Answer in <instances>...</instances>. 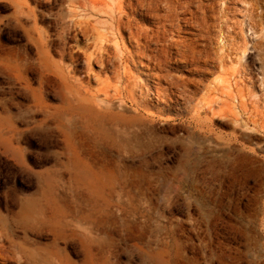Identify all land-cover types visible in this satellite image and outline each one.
<instances>
[{"label":"rangeland","instance_id":"obj_1","mask_svg":"<svg viewBox=\"0 0 264 264\" xmlns=\"http://www.w3.org/2000/svg\"><path fill=\"white\" fill-rule=\"evenodd\" d=\"M26 1L37 26L55 33L62 1ZM232 5L227 24L245 22V4ZM24 18L15 0H0V264H264V100L245 101L242 117L257 122H230L227 104L238 101L221 87L207 90L222 73L204 74L213 68L201 57L171 70L191 97L176 92L158 104L151 92L167 84L137 58L130 72L142 89L137 98L149 94L142 104L154 122H87L58 81H40L32 22ZM243 30L244 59L260 76L257 34ZM184 31L182 38L194 36ZM121 35L131 49L127 31ZM88 38L53 40L51 61L63 46L62 63L88 74L90 87L114 85L118 61L83 65L77 51L91 48ZM203 97L217 113L203 112ZM28 203L37 206L24 221Z\"/></svg>","mask_w":264,"mask_h":264},{"label":"bare ground","instance_id":"obj_2","mask_svg":"<svg viewBox=\"0 0 264 264\" xmlns=\"http://www.w3.org/2000/svg\"><path fill=\"white\" fill-rule=\"evenodd\" d=\"M61 1L64 8L56 15L57 28L53 34L37 26L36 14L26 0H15V4L18 14L21 13L26 21L32 22L31 39L41 58L38 62L40 81L46 83L52 77L58 81L62 95L69 104L70 101L77 103L72 108H82L87 122H103L105 119L112 121L117 117L128 118L125 122H154L155 114L142 104L143 101L147 102L149 94L142 99L137 98V92L142 93V89L132 78L130 66L135 67L137 58L145 59V66L156 71V83L166 82V86L156 85L155 92H151L159 104L166 101L163 97L167 98L176 92L185 100L191 97L190 94L194 92L180 84L172 76L171 70L179 68L183 63L192 64L201 57L205 64L213 68V71L204 74L216 71L222 73L208 82L207 90L215 92L221 87L226 97L238 101V105L233 102V105L227 104L228 120L234 123L257 122V119L249 115L242 117L247 112L245 101L248 97L264 100V73L258 76L253 66L244 59L248 42L245 41L243 26L246 25L247 30L252 31L251 35L257 34V44L264 54V0ZM238 2L245 4L244 16L247 20L244 22L242 19L232 26L227 24L226 14L231 7L229 4ZM150 19L151 25L142 24V21ZM185 28L194 29V36L182 38L179 34L184 33ZM122 31H127L131 49L125 50L122 47ZM175 33L178 37H174ZM78 34L88 35L91 39L89 50L77 51L87 70L93 62L101 63L104 68L111 61L119 62V68L112 75L116 82L114 85H109L108 80L98 89L90 87L88 74H77L74 65L62 63L65 56L63 46L58 45L56 49L59 60L51 61L49 51L53 40L64 43L66 37H77ZM237 39L243 41L239 44L233 42ZM70 57L71 62L76 59L73 55ZM227 63L235 65L227 68ZM256 87L260 90L257 95L254 91ZM98 91H101L102 96ZM213 103V99L206 100L203 97V112L217 113ZM195 117L199 118V115ZM260 119L264 122V111ZM36 206L35 203L25 206L22 215L24 221H28Z\"/></svg>","mask_w":264,"mask_h":264}]
</instances>
